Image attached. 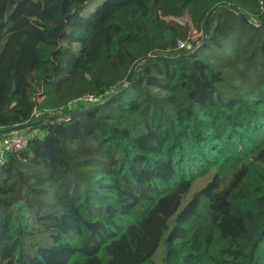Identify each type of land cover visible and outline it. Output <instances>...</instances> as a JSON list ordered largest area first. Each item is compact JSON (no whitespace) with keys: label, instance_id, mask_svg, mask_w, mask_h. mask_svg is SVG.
I'll use <instances>...</instances> for the list:
<instances>
[{"label":"trees","instance_id":"1","mask_svg":"<svg viewBox=\"0 0 264 264\" xmlns=\"http://www.w3.org/2000/svg\"><path fill=\"white\" fill-rule=\"evenodd\" d=\"M258 2L0 0V129L120 90L140 58H174L146 61L112 103L39 124L6 155L0 264H264ZM220 4L203 44L177 58L189 30L177 18L200 29Z\"/></svg>","mask_w":264,"mask_h":264},{"label":"water","instance_id":"2","mask_svg":"<svg viewBox=\"0 0 264 264\" xmlns=\"http://www.w3.org/2000/svg\"><path fill=\"white\" fill-rule=\"evenodd\" d=\"M225 5L223 4H220V5H217L216 7H214L212 9V11L210 12V14L208 15V17L206 18L205 22H204V31H203V34H202V44L203 42L205 41V38L207 36V29H208V25H209V21H210V18L211 16L220 8L224 7ZM232 12L239 18L241 19L244 23H246L247 25H249L250 27H253V28H259L261 27L263 24L257 26L255 25L254 23H252L244 14H242L239 10L237 9H231ZM201 44V45H202ZM200 47V46H199ZM198 47V48H199ZM197 48V49H198ZM196 48L191 51L190 53H187L185 55H180L178 56L177 58H184V57H188L190 56L194 51L197 50ZM150 59H153V60H173L174 58L172 57H154V56H147V57H144V58H140L138 59L137 61H135L133 63V65L131 66L128 74L126 75L125 79H124V82H123V85L121 87L120 90L112 93L111 95H109L108 97L104 98L102 102L100 103H97L95 105H92V106H88V107H82V108H78V109H75V110H71V111H68L67 113H65L64 115L62 116H53V117H46V118H42V119H35L29 123H25V124H22V125H18V126H14V127H10V128H5V129H0V138L2 137H5V136H8V135H11V134H14V133H21L25 130H28L30 128H33V127H36L38 126L39 124H45V123H52L54 121H61V120H64V121H70V120H73L77 117H80L86 113H89V112H92V111H95V110H98L110 103H112L118 96H120L124 91L125 89L130 85L131 83V80H132V77L134 75V72L136 71V69H138L140 66L143 65V63H145L146 61L150 60Z\"/></svg>","mask_w":264,"mask_h":264},{"label":"built area","instance_id":"3","mask_svg":"<svg viewBox=\"0 0 264 264\" xmlns=\"http://www.w3.org/2000/svg\"><path fill=\"white\" fill-rule=\"evenodd\" d=\"M258 7L260 14L264 16V0H259ZM194 45L189 39V36L185 40H178L176 42L175 50L181 52H191L193 51ZM114 92L113 88H109L103 96H93L90 94H84L76 99L70 101L67 105L69 111L74 110L72 108L84 105H95L97 103L102 102V100ZM65 114V113H64ZM63 113H53L49 114V117L53 116H62ZM38 116L36 119H42L48 117V115L33 112L32 116ZM28 146V137L22 133H14L5 137L0 138V169L4 166L6 162V155L10 153H19L24 151Z\"/></svg>","mask_w":264,"mask_h":264},{"label":"rangeland","instance_id":"4","mask_svg":"<svg viewBox=\"0 0 264 264\" xmlns=\"http://www.w3.org/2000/svg\"><path fill=\"white\" fill-rule=\"evenodd\" d=\"M256 9H255V15H257V14H260V11H259V7L257 8V6L255 7ZM210 14V13H209ZM208 14V15H209ZM184 15V16H183ZM182 16H180L179 18H177V21L179 22V23H181V24H183V25H186V24H188V26H189V30H188V36H189V39H190V41L192 42V44L194 45V48H198L199 46H201V44H202V34H203V31H204V24L202 25V27L199 29H196V28H194L191 24H190V19H189V17H188V15H187V13L186 12H184V14H183ZM213 16V15H212ZM212 16H211V18H212ZM208 17V16H207ZM211 18H210V21H209V25H210V22H211ZM249 19V18H248ZM255 20H253V19H249L252 23H254L255 25H257V26H259V25H261V22L260 21H258V20H256V18H254ZM205 22V21H204ZM209 25H208V29H207V34H208V31H209ZM237 41H238V36H235V35H232V36H230V38H229V40L226 42V49H225V54H229V53H231L232 51H234V49H233V47H235L236 46V43H237ZM186 54L187 53H190V52H185ZM130 68H131V65H127V73H126V75L128 74V72H129V70H130ZM39 92V90L37 89L36 90V93H38ZM114 93V92H113ZM103 101V100H102ZM88 106H92V105H84V107H88ZM83 107V106H82ZM53 114V113H52ZM51 115V114H50ZM49 114H48V117L50 116ZM46 116V115H45ZM38 116L36 115L35 117H33L32 119L33 120H35L36 118H37ZM33 135H38V136H40V132H38L37 134H36V132L33 134ZM207 180H200V181H198L197 183H195L194 185H193V191H195V190H198V189H200L204 184H205V182H206ZM190 197V194L185 198V201H183V203H185L186 202V200L188 199ZM182 206V205H181ZM1 209H0V216H1ZM14 212H15V215H17V214H19V215H21V217H25L26 215H27V210L25 209V208H22V210L20 211V213H18V209L15 207L14 208ZM163 256H164V247H163V244H160V246H159V248H158V250H157V252H156V254H155V260L157 261V262H160L161 261V258H163Z\"/></svg>","mask_w":264,"mask_h":264},{"label":"crops","instance_id":"5","mask_svg":"<svg viewBox=\"0 0 264 264\" xmlns=\"http://www.w3.org/2000/svg\"><path fill=\"white\" fill-rule=\"evenodd\" d=\"M32 128L25 130L23 132H21L22 134L26 135V137L32 136L35 132L36 134L38 133L37 130H31Z\"/></svg>","mask_w":264,"mask_h":264}]
</instances>
